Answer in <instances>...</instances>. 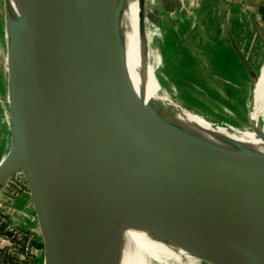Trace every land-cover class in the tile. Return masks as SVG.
Listing matches in <instances>:
<instances>
[{
	"label": "water",
	"instance_id": "obj_1",
	"mask_svg": "<svg viewBox=\"0 0 264 264\" xmlns=\"http://www.w3.org/2000/svg\"><path fill=\"white\" fill-rule=\"evenodd\" d=\"M125 3L0 0L9 94L0 212L13 220L24 264H120L123 226L203 264H264V154L207 143L165 123L158 102L144 104L127 64ZM220 16L256 82L223 0ZM255 134L264 141L260 127Z\"/></svg>",
	"mask_w": 264,
	"mask_h": 264
},
{
	"label": "bare ground",
	"instance_id": "obj_2",
	"mask_svg": "<svg viewBox=\"0 0 264 264\" xmlns=\"http://www.w3.org/2000/svg\"><path fill=\"white\" fill-rule=\"evenodd\" d=\"M146 4L147 7L149 5L154 6L155 2L154 0H147ZM138 14V0H126L121 28L126 38L127 64L136 92L141 96L144 104H149L152 101L158 102L160 109L157 111L165 123L177 125L184 132H187L191 136L194 135L207 143L225 149H230L231 144L242 143L264 154V141L259 139L255 134L257 126L264 132V62L261 63L258 69V80L252 82V87L246 98L245 108L247 109V115L245 121L240 120L236 115L225 109L217 108L210 103L196 104L183 102L180 97L181 92L179 93L181 90L174 85V82L170 78L171 75L166 69L171 64L169 62L171 61L169 57L170 43L168 40L166 41L167 34L159 25L152 24L147 19V16L145 29L148 53L145 61L142 60L141 53L139 52L140 33ZM180 25L183 26L184 24L181 23ZM186 27L189 30L190 27L187 25ZM186 27L183 26V29ZM199 27L197 28L199 29ZM194 30L196 29L194 28ZM191 33L188 35H191ZM196 38L195 43L198 44ZM1 39L4 44V51L0 53V113L2 112L6 116L9 123V116L7 114L9 94L5 32H3ZM191 45L194 46V44ZM198 51L200 52V50ZM184 62H182L183 64L181 63V66L188 64V62H186L187 64H184ZM177 72L174 71L172 75L183 74L179 70ZM191 76L189 74V77ZM229 121H234V124H231ZM4 158L5 155L0 158V163ZM121 236L123 244L120 264H203L178 247L161 240H156L151 233L130 226H123Z\"/></svg>",
	"mask_w": 264,
	"mask_h": 264
},
{
	"label": "rangeland",
	"instance_id": "obj_3",
	"mask_svg": "<svg viewBox=\"0 0 264 264\" xmlns=\"http://www.w3.org/2000/svg\"><path fill=\"white\" fill-rule=\"evenodd\" d=\"M208 1L209 0H154L155 5H149L147 7L146 16L152 24L159 25L167 34L166 41L168 40L170 43L169 57L171 61L169 62H171V64L169 63V69H166L168 70V73H170V78L174 82V85L181 90L179 91V93L181 92V100L183 102L196 104L210 103L217 108L219 107L225 109L226 111L236 115V117L240 120L245 121L246 117L245 119H242V117L243 115H247L245 103L248 92L252 87V82L248 78L244 79L245 74L238 66H233L230 63V60L227 59L226 53L218 55L219 53L217 54L215 52V49H217L215 48V45L219 43L222 32H220L217 28L216 10L215 8H213V10L210 9V5L207 3ZM232 3L233 0H223V6L228 14L230 23L232 24L236 22V24H240V26H242L244 22L241 20V13H235L236 11L232 10ZM194 6L195 8H193ZM210 13L212 14L214 23L213 21L211 22ZM236 16L239 17L238 20L235 18ZM181 23H183V26L185 27L186 25L189 26V30H187V27L183 29V26L180 25ZM199 26H202L201 28L203 29ZM193 27L196 30H194ZM197 27H199V29ZM259 31L261 36L253 37L247 43L248 48H250L252 52H245L257 70L259 69L261 63L264 62V29L261 28ZM189 33H191V35H188ZM192 35L195 38L197 37L196 40H198V44L195 43V38H193ZM240 41L242 44L245 43L246 45V40L243 41L240 39ZM191 44H194V46ZM218 45L220 46V44ZM195 49H197L196 51L198 53ZM198 50H200V52ZM162 55L164 56V54ZM184 61L188 62V64ZM182 62L187 64L182 65L184 68L181 66ZM177 69L183 74L175 76L172 75L174 74V71H178ZM184 71H187L188 73H185ZM189 74L192 76L189 77ZM221 95H225L224 97L228 100H219L218 98H220ZM229 122L234 124V121ZM5 137L6 128L0 114V158L5 149ZM11 221L13 223L12 219Z\"/></svg>",
	"mask_w": 264,
	"mask_h": 264
},
{
	"label": "crops",
	"instance_id": "obj_4",
	"mask_svg": "<svg viewBox=\"0 0 264 264\" xmlns=\"http://www.w3.org/2000/svg\"><path fill=\"white\" fill-rule=\"evenodd\" d=\"M207 3L210 5L209 6L210 9L213 10V8H215L216 16H217L216 18L217 28L220 32H222L221 39L219 40V43H218L220 44V46L218 44H217L218 46L215 45V48H217L215 49L216 50L215 52L217 54L219 53L218 55H221L222 53H226L227 59L230 60V63L233 66H238L239 69L245 74L238 60L234 56L230 48V45H228L229 43L225 39L223 27L221 23V16H220V0H209ZM232 10H235L236 11V12L234 11L235 13L240 12L241 20L244 22L242 26H240V24L239 25L236 24V22L232 23L231 25H232L233 33L236 36L243 52H252V50L248 48L247 43L253 37H260L261 33L259 30H261V28L264 29V0H233ZM210 15H211V18H210L211 22L213 21L214 23L212 14L210 13ZM235 18L237 20L239 19L238 16H236ZM240 39L243 41L246 40V45L245 43L242 44ZM247 78L248 77L245 74L244 79H247Z\"/></svg>",
	"mask_w": 264,
	"mask_h": 264
},
{
	"label": "built area",
	"instance_id": "obj_5",
	"mask_svg": "<svg viewBox=\"0 0 264 264\" xmlns=\"http://www.w3.org/2000/svg\"><path fill=\"white\" fill-rule=\"evenodd\" d=\"M3 226L16 239L13 240L5 234L0 235V264H24L22 245L8 212H0V228Z\"/></svg>",
	"mask_w": 264,
	"mask_h": 264
},
{
	"label": "trees",
	"instance_id": "obj_6",
	"mask_svg": "<svg viewBox=\"0 0 264 264\" xmlns=\"http://www.w3.org/2000/svg\"><path fill=\"white\" fill-rule=\"evenodd\" d=\"M2 234H5V235L11 237L13 240L16 239L12 232L5 231V226L0 228V235H2Z\"/></svg>",
	"mask_w": 264,
	"mask_h": 264
}]
</instances>
